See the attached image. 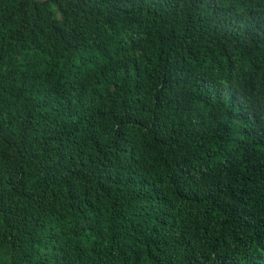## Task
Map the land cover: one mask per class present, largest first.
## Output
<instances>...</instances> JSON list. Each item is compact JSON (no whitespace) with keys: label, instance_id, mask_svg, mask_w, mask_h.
Returning <instances> with one entry per match:
<instances>
[{"label":"trees","instance_id":"obj_1","mask_svg":"<svg viewBox=\"0 0 264 264\" xmlns=\"http://www.w3.org/2000/svg\"><path fill=\"white\" fill-rule=\"evenodd\" d=\"M0 264H264V0H0Z\"/></svg>","mask_w":264,"mask_h":264}]
</instances>
